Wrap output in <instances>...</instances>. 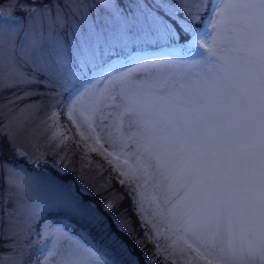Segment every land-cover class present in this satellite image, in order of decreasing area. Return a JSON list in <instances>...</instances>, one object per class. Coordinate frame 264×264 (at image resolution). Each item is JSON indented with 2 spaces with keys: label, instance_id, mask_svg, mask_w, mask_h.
<instances>
[{
  "label": "snow or ice",
  "instance_id": "obj_1",
  "mask_svg": "<svg viewBox=\"0 0 264 264\" xmlns=\"http://www.w3.org/2000/svg\"><path fill=\"white\" fill-rule=\"evenodd\" d=\"M17 5L28 21L19 38L20 19L3 12L0 3V92H20H12L4 107L67 94L59 103L69 119L78 130L84 123L92 132L93 117L111 107L124 146L134 147L107 153L124 177L120 182L140 176L144 184L154 181L160 195L153 201H162L172 220L181 222L185 245L206 264H264V0H63V7L61 0H15L12 9ZM150 50L185 71L139 80L133 74L152 63ZM102 83L113 87L101 92ZM40 107L42 102H34L18 114ZM48 118L55 123L57 112ZM16 127L22 134L26 123ZM4 134L12 144L13 134ZM2 151L0 145V156ZM3 167L13 173L6 182L16 184L23 169L7 161ZM53 168L60 178L44 173L18 185L29 200L27 234L44 220L32 264H140L110 232L107 218L85 200L87 190L77 188L68 169H60L59 161ZM114 206V200L103 205L107 211ZM156 209L159 214L160 203ZM4 212L3 239L21 237L12 213ZM48 214L61 219L47 220ZM69 218L95 230L103 242L94 243L90 231H76ZM117 230L127 234L119 222ZM147 238L145 233V240L136 239L137 246L143 249ZM25 255L23 250L0 254V264H23Z\"/></svg>",
  "mask_w": 264,
  "mask_h": 264
},
{
  "label": "rangeland",
  "instance_id": "obj_2",
  "mask_svg": "<svg viewBox=\"0 0 264 264\" xmlns=\"http://www.w3.org/2000/svg\"><path fill=\"white\" fill-rule=\"evenodd\" d=\"M14 2L15 0H0V3L4 4L3 12L12 11L13 19H20L22 27L17 37L19 38L28 28V21L25 19L26 14L19 11L18 5L15 10L12 9L11 5ZM29 2L30 0H20V3ZM45 2H50V0H45ZM93 2L94 0H84V3L87 4ZM61 7H63V0H61ZM103 15V12H101L98 27L103 26ZM74 19L79 22V15L75 16ZM92 19H96L95 12L92 13ZM0 22H3V20L0 19ZM67 31L66 28L62 32L65 43L69 42ZM149 59L152 61L151 64L145 65L133 74L141 81L158 79L169 74L185 71L184 69L173 67L165 57L159 55V52L152 53ZM157 61L159 63H156ZM106 87L111 90L113 86L111 84L106 86L103 83L97 86L101 92ZM12 92H16L17 95L20 94L17 89L0 92V145H2L3 149L2 156H0V254L11 257L14 253L18 254L23 250L26 253L23 264H32L33 260L39 255L37 249L40 238L36 233L40 232L44 220L41 219L36 222L33 225L34 232L27 234L25 229V206L29 203V200L23 187L18 185H22L28 178H39L44 173H49L53 177L60 178V173L53 168V165L57 161H59L60 169H68L69 178L75 179L77 188L83 187L87 190L88 194L85 196V200L94 204L96 209L107 218L110 232L114 233L120 240L123 237L127 238L132 235L131 239L135 242L136 239L133 236L137 231L133 229V220L124 208L122 192L117 189L111 179L115 171L116 173L113 176L117 180H120V177L124 179V177L120 175V171L115 167V161L109 163L113 158L107 155L108 152L121 153L134 151L132 144H129L128 147L124 146L123 139L117 131L119 120L114 110L111 107H102L103 117L100 113H97L92 120L94 132L84 123L80 124L78 130L77 125H74L72 120L69 119L67 107L59 103V101L67 99V94L58 96L56 100L51 101L47 97L34 96L4 107L7 102L6 98H11ZM34 102H42L43 107L38 109L30 108L24 113L18 114L19 108H23L25 105ZM104 103L110 104V101L105 100ZM52 111L57 112L55 123L48 118V115ZM19 121L26 123V128L22 134L18 132L16 127ZM5 132L13 134L12 144L8 143V137L4 134ZM56 132L62 135L54 139L53 134ZM81 133H83V136ZM94 136L99 138V143L92 138ZM65 137L67 139H64ZM61 140H64V142L61 143ZM14 147L19 148L24 155L17 156L13 150ZM81 147L85 151H91L90 155H86ZM92 148L97 150L92 151ZM41 153L44 155H40ZM38 155L40 156L39 160L36 159ZM61 157L64 158L61 159ZM30 160L31 162H29ZM45 160L47 161L46 163ZM4 161H7L11 168L20 167L23 169L22 172L16 174V184L9 185L6 182L7 178L13 175V173H10L3 167ZM122 161L123 157L121 156L120 162L123 169L124 165ZM134 161L135 157H130L129 163H133ZM106 167L107 171L105 173L104 169ZM153 182L149 181L147 184H144L143 176H140L137 181L131 183L125 180L126 187L136 194L141 223L146 227L152 242L155 243L154 248L143 252L135 247L133 258L138 260L140 264H206L204 259L198 257L196 252L185 245L182 239L183 228L181 222L172 220L168 215L167 206H164L162 201H153L152 197L154 195H160L154 191L152 187ZM101 185H105V187H101ZM140 185H143V187H139ZM138 188L139 192L143 193V196L138 195ZM5 199L8 201L7 204L4 203ZM108 200H114L115 202V206L111 211H107L103 207ZM157 203L161 204L159 214H157L156 209ZM5 208L12 213V219L16 222L17 229L22 232L21 237L12 236L7 241L3 239L6 221ZM46 219L58 221L61 219V215H47ZM68 222L75 224L72 218H69ZM117 222L121 224L127 234L117 230ZM87 228L86 225L85 228H82L81 225H76L75 230L88 232ZM138 238L141 237L139 236ZM5 243L14 245L15 247L5 248L3 247ZM42 260L43 258L41 257Z\"/></svg>",
  "mask_w": 264,
  "mask_h": 264
},
{
  "label": "trees",
  "instance_id": "obj_3",
  "mask_svg": "<svg viewBox=\"0 0 264 264\" xmlns=\"http://www.w3.org/2000/svg\"><path fill=\"white\" fill-rule=\"evenodd\" d=\"M118 189V188H117ZM119 190V189H118ZM123 195V205H125V210L127 211V213H128V215H129V217L133 220V224H134V227H133V229H136V231H137V233L133 236V238L134 239H141V240H143V233H142V230L138 227V225H137V222H136V219H135V216L133 215V213L131 212V210H130V207H129V202H128V199L124 196V194H122ZM122 205V206H123ZM72 221H74L75 222V224L78 226V225H81V227L82 226H85V224L81 221H77V220H75V219H73L72 218ZM87 230L88 231H90V235L92 236V237H94V241L95 242H97V241H100V242H103V238L102 237H100L97 233H96V231L95 230H89L88 228H87ZM135 233V232H134ZM131 236L132 235H130L129 237H123L122 239H121V241L127 246V250H128V252H130L131 253V255H132V257H133V252H134V248L135 247H137V248H139V251H146L147 249H148V244L147 243H145V245H144V247L143 248H146V249H141L140 247H138L137 246V244H136V242H134V241H132V239H131ZM141 237V238H138V237Z\"/></svg>",
  "mask_w": 264,
  "mask_h": 264
}]
</instances>
